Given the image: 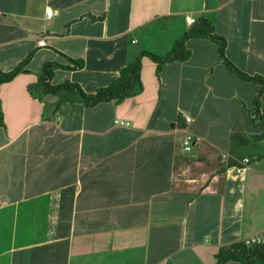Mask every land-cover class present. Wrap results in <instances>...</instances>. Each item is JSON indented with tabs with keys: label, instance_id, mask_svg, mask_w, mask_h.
<instances>
[{
	"label": "crops",
	"instance_id": "crops-1",
	"mask_svg": "<svg viewBox=\"0 0 264 264\" xmlns=\"http://www.w3.org/2000/svg\"><path fill=\"white\" fill-rule=\"evenodd\" d=\"M186 16L209 20L228 60L264 79V0H0V70L33 53L0 86V264H216L218 248L264 230V139L249 121L260 87L228 72L212 42L188 39L190 58L159 76L141 58L142 92L118 105L56 111L60 95L27 92L66 57L83 68L52 84L105 87L141 52H170Z\"/></svg>",
	"mask_w": 264,
	"mask_h": 264
},
{
	"label": "trees",
	"instance_id": "trees-1",
	"mask_svg": "<svg viewBox=\"0 0 264 264\" xmlns=\"http://www.w3.org/2000/svg\"><path fill=\"white\" fill-rule=\"evenodd\" d=\"M92 19H101L94 18ZM188 39H202L212 42L217 47V52L224 68L235 75L243 82H250L259 85L260 89L253 101L254 117L250 118L251 125L260 129L258 135L253 136L255 141L264 139V114L260 113L259 103L264 92V79L258 76H250L240 71L226 57V40L216 34L212 23L199 16L194 23L176 40L166 55H157L151 52H141V54L121 69L110 84L105 87L97 88L91 93L85 92L79 85L70 82L61 84H52L51 78L57 70L71 71L79 70L84 66L82 59H67L68 65H61L52 62H45L41 67V73L35 84L27 87L28 94L39 101L47 95H60L58 102L55 104V110L58 111L60 106L69 101L77 100L84 105L85 108H92L100 103L120 104L129 97L136 96L142 92V84L140 81L141 58L146 57L156 64V76H159L163 66L170 63H182L190 58V51L185 47ZM33 53H29L19 64L9 71L0 70V86L12 81L17 75L27 73V65L31 61ZM0 128L4 129L3 116L0 107ZM264 159V155L255 159L259 161ZM227 167H238L234 162L229 161ZM216 264H227L233 262L236 264H264V246H246L242 241L236 242L229 246L220 247L215 254Z\"/></svg>",
	"mask_w": 264,
	"mask_h": 264
},
{
	"label": "built area",
	"instance_id": "built-area-1",
	"mask_svg": "<svg viewBox=\"0 0 264 264\" xmlns=\"http://www.w3.org/2000/svg\"><path fill=\"white\" fill-rule=\"evenodd\" d=\"M52 15V11L50 10H46L45 12V17L49 18ZM195 21L194 18L191 17H184V22L186 23V25L190 26L191 24H193ZM135 43V42H134ZM45 45V41L44 39H40L38 41V46L39 47H43ZM191 121V119L189 117H185V122L189 123ZM115 124L119 125V126H123V125H128L127 123L123 124L122 122L116 121ZM195 140L193 135H191L190 133L186 132L183 136L182 139V149L184 151V153H188L192 150ZM242 242L246 245V246H264V230L257 232L255 234H252L248 237H245Z\"/></svg>",
	"mask_w": 264,
	"mask_h": 264
},
{
	"label": "rangeland",
	"instance_id": "rangeland-1",
	"mask_svg": "<svg viewBox=\"0 0 264 264\" xmlns=\"http://www.w3.org/2000/svg\"><path fill=\"white\" fill-rule=\"evenodd\" d=\"M166 26V25H165ZM167 27V26H166ZM161 27V28H159L158 30H162V35H165V33H171L170 31H171V29L169 28V27ZM163 28V29H162ZM160 33H161V31H159ZM165 41V40H164ZM174 42H175V39L174 38H166V42L163 44L164 45V47H166L167 49H170V48H172V46H173V44H174ZM166 48H164V49H166ZM255 264H263V263H255Z\"/></svg>",
	"mask_w": 264,
	"mask_h": 264
}]
</instances>
